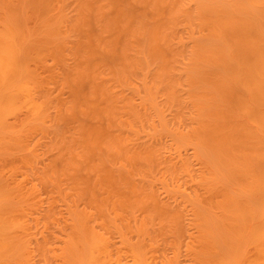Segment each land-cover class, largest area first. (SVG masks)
I'll return each instance as SVG.
<instances>
[{
    "label": "bare ground",
    "instance_id": "6f19581e",
    "mask_svg": "<svg viewBox=\"0 0 264 264\" xmlns=\"http://www.w3.org/2000/svg\"><path fill=\"white\" fill-rule=\"evenodd\" d=\"M30 170L68 203L58 248ZM185 237L264 264V0H0V264H182Z\"/></svg>",
    "mask_w": 264,
    "mask_h": 264
},
{
    "label": "rangeland",
    "instance_id": "374dc122",
    "mask_svg": "<svg viewBox=\"0 0 264 264\" xmlns=\"http://www.w3.org/2000/svg\"><path fill=\"white\" fill-rule=\"evenodd\" d=\"M52 92L57 95L59 93V90L57 88V86H53L52 87ZM69 91H66L64 93V95H66L65 97L69 96ZM164 97H161L159 99V101H164ZM138 101H142V95L140 94V96L137 98ZM167 117H171V114L169 112H167ZM50 135V134H48ZM48 135H40L41 136V143H42V147L39 145V152H41V160L38 164V169L42 170L45 168V166L54 159V156L53 154L55 155V149H51L52 151H48V144L50 142H52V139L54 138L53 134H51L50 136ZM39 136V138H40ZM163 139L162 143L166 146H170L171 144V139L169 137H160ZM43 141V142H42ZM40 143V144H41ZM46 147V148H45ZM47 149V150H46ZM48 151V152H47ZM54 151V152H53ZM165 153L167 155H175L174 152H172L169 148L165 149ZM193 154V149L192 147H189L187 149H184L183 150V155H192ZM166 156V155H165ZM53 157V158H52ZM52 159V160H51ZM195 160V163H196V167L198 168L200 166V162L198 160ZM7 166H9L7 164ZM44 166V167H43ZM25 170V169H24ZM26 171V170H25ZM24 172V171H23ZM25 173V172H24ZM32 173V174H31ZM21 174V175H20ZM35 175V176H34ZM37 175V176H36ZM26 176H28L27 178L29 179L30 177V181L28 180V185L30 183L29 186L31 185H35L36 186L38 185L39 188H38V191H37V195L39 196V200H40V206L37 210V212L33 213L32 215L33 216H36L37 214V217L39 218V222L38 224H35L33 229L35 230V232H37V237L42 239L45 235L51 240V245L53 247H56L58 248L62 242H63V238L65 237V234L67 233L66 232V228H65V225L66 223L68 222V218L70 217L69 216V212H67V207H68V203L64 200V199H61L59 197V195H57L56 192H52V188L50 186H46V185H42L41 181H39V175L38 173H36L35 171L33 170H30V172L26 174ZM21 177V178H20ZM18 178L19 179H22L23 178V174L22 173H19L18 174ZM34 183V184H33ZM37 186V187H38ZM50 188V189H49ZM160 193H161V196L164 198H169V195L166 194L168 192H166L165 188L163 186L160 185ZM188 190H186L187 192L191 191L190 187H187ZM51 190V191H50ZM164 194H163V193ZM54 193V194H53ZM166 194V195H165ZM53 197V198H52ZM55 198V199H54ZM55 201L54 203H52V201ZM82 205L81 206H84V203L81 202ZM52 211L54 213V216H56V221H54L53 223L50 222L49 224L46 223V218L45 216H47V213L48 211ZM31 216V215H30ZM45 218V219H44ZM190 223L191 220H188ZM37 223V222H36ZM38 225V226H37ZM63 226V227H62ZM62 228L63 230L65 231H62ZM38 230V231H37ZM196 229L192 226L190 228V231H195ZM65 232V233H64ZM45 234V235H42V234ZM187 235V234H186ZM183 245H182V253L183 255H181V261H183L182 264H191L193 261L190 260V257H188V249L186 248V241H187V238H183ZM169 255L172 256V251L169 250ZM59 258V257H58ZM55 259L52 264H58L59 263V259ZM37 260H35V264H47V263H44L43 261L44 260H40L39 257H36ZM125 260H126V264H129L131 262V258L126 256L125 257ZM185 262V263H184Z\"/></svg>",
    "mask_w": 264,
    "mask_h": 264
}]
</instances>
